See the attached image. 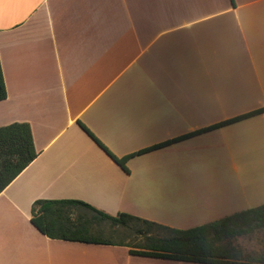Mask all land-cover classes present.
<instances>
[{
	"label": "crops",
	"instance_id": "0c3cea01",
	"mask_svg": "<svg viewBox=\"0 0 264 264\" xmlns=\"http://www.w3.org/2000/svg\"><path fill=\"white\" fill-rule=\"evenodd\" d=\"M0 65V126L28 123L38 153L0 193V264H198L50 239L40 199L175 229L264 204V113L126 170L79 125L120 158L264 107V0H0Z\"/></svg>",
	"mask_w": 264,
	"mask_h": 264
},
{
	"label": "trees",
	"instance_id": "16d2710c",
	"mask_svg": "<svg viewBox=\"0 0 264 264\" xmlns=\"http://www.w3.org/2000/svg\"><path fill=\"white\" fill-rule=\"evenodd\" d=\"M6 97L0 65V101ZM262 113L264 107L120 158L111 154L82 123L79 125L114 162L126 170V162L135 155ZM37 155L28 123L13 122L0 126V193ZM30 213L31 224L50 239L125 246L134 256L198 264H264V251L243 254L233 245L237 237L264 232V204L189 229L170 228L123 212L110 215L76 199L36 200Z\"/></svg>",
	"mask_w": 264,
	"mask_h": 264
},
{
	"label": "rangeland",
	"instance_id": "374dc122",
	"mask_svg": "<svg viewBox=\"0 0 264 264\" xmlns=\"http://www.w3.org/2000/svg\"><path fill=\"white\" fill-rule=\"evenodd\" d=\"M254 102L249 100L243 101L242 103L237 101H231L226 112L236 113L245 112L249 107L254 105ZM235 245L240 248L241 251L247 252H262L264 251V232H256L253 235L241 236L234 241Z\"/></svg>",
	"mask_w": 264,
	"mask_h": 264
}]
</instances>
